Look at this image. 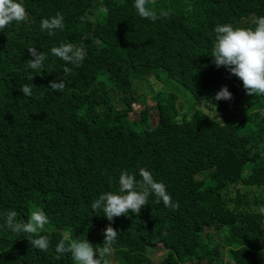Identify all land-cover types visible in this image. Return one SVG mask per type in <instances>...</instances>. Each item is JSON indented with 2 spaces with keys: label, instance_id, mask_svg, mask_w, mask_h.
Here are the masks:
<instances>
[{
  "label": "trees",
  "instance_id": "obj_1",
  "mask_svg": "<svg viewBox=\"0 0 264 264\" xmlns=\"http://www.w3.org/2000/svg\"><path fill=\"white\" fill-rule=\"evenodd\" d=\"M21 2L25 20L0 31V214L43 210L50 223L29 237L0 215V264H75L56 252L64 238L102 246L106 216L90 205L141 168L179 208L152 200L115 217L108 264H264V95H247L211 57L215 26L254 27L264 0H152L168 13L156 21L134 0ZM57 12L65 27L49 36L41 20ZM62 43L84 48L80 67L51 54ZM29 47L46 55L41 69L28 68ZM222 85L232 99H214ZM135 105L142 117L131 122ZM39 236L47 251L29 243Z\"/></svg>",
  "mask_w": 264,
  "mask_h": 264
},
{
  "label": "clouds",
  "instance_id": "obj_2",
  "mask_svg": "<svg viewBox=\"0 0 264 264\" xmlns=\"http://www.w3.org/2000/svg\"><path fill=\"white\" fill-rule=\"evenodd\" d=\"M152 0H134V8L143 19L156 21L160 17H167L168 13L162 11L159 16L156 11L149 7ZM100 11L107 12L106 8ZM27 12L21 0H0V31L12 23L23 22ZM254 27H234L232 24H221L214 28L215 41L212 46L213 63L217 68L224 67L238 80L235 83L243 84L245 93L249 96L264 95V16L258 17L254 21ZM65 27L63 14L57 12L51 18L41 20V31H47L49 36L55 34L56 30H63ZM29 54L33 59H29L27 66L37 70L43 67L46 55L38 51L35 47H29ZM51 54L62 59L66 64L80 67L85 59L86 52L83 47H78L72 43H62L51 48ZM65 73L71 71L65 67ZM217 72V71H216ZM34 76H28L33 80ZM239 85V84H237ZM65 79L53 80L49 82V90L53 93L62 92L65 88ZM20 91L24 96L32 95L31 85H21ZM214 99L230 100L232 94L226 86H221ZM243 95V93H240ZM152 200L175 211L179 204L163 182L158 181L152 173L145 169H137L133 172L126 170L120 173L117 190L105 192L95 199L90 208L93 212H102L106 217L103 220L104 241L102 246H93L86 240L61 239L56 252L59 254L70 253L75 264H108L106 257L114 252L112 245L116 242L118 233L112 227L111 221L115 217L125 220L134 216H139L147 208ZM264 212V208L261 209ZM3 216L4 224L8 229L16 234H26L29 237L36 236L50 223L47 214L43 210L31 211L26 221L17 220L18 213L10 210L0 214ZM32 247L41 251H47L49 239L47 236L29 238Z\"/></svg>",
  "mask_w": 264,
  "mask_h": 264
},
{
  "label": "rangeland",
  "instance_id": "obj_3",
  "mask_svg": "<svg viewBox=\"0 0 264 264\" xmlns=\"http://www.w3.org/2000/svg\"><path fill=\"white\" fill-rule=\"evenodd\" d=\"M98 19V16H96L94 19H93V21H95V20H97ZM148 103V102H147ZM134 111L132 112V113H130V117H129V120L131 121V122H137V121H139L140 119H141V114H142V110H143V106L142 105H135L134 106V109H133ZM226 253H230V251H228V250H226ZM157 256H159V257H162L163 255H162V253H157ZM227 256V258H229V256L228 255H226Z\"/></svg>",
  "mask_w": 264,
  "mask_h": 264
}]
</instances>
